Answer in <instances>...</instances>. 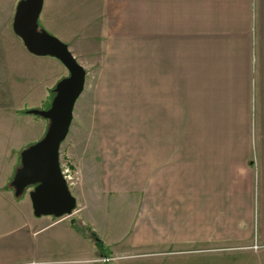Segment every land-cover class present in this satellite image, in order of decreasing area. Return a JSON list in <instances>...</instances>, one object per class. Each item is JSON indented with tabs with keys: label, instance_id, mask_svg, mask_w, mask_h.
I'll return each mask as SVG.
<instances>
[{
	"label": "crops",
	"instance_id": "crops-1",
	"mask_svg": "<svg viewBox=\"0 0 264 264\" xmlns=\"http://www.w3.org/2000/svg\"><path fill=\"white\" fill-rule=\"evenodd\" d=\"M38 22L142 147H101L60 218L0 179V264H264V0H43Z\"/></svg>",
	"mask_w": 264,
	"mask_h": 264
},
{
	"label": "rangeland",
	"instance_id": "rangeland-1",
	"mask_svg": "<svg viewBox=\"0 0 264 264\" xmlns=\"http://www.w3.org/2000/svg\"><path fill=\"white\" fill-rule=\"evenodd\" d=\"M5 15L0 13V179L4 180L8 174L7 187L13 191L10 183L20 166V152L40 139L49 123L45 118L26 111L48 108L45 101L51 97V90L68 72L60 76L58 69L42 63L36 55L28 52L12 30V19H6ZM93 72L89 71L85 78L84 89L75 103L68 133L59 150L60 167L67 176L70 190L78 180L95 181L96 170L105 161L100 155L101 147H142V119H112L111 112L103 113L102 108L96 107ZM118 133L122 138L117 139L114 134ZM119 157L106 156L107 159ZM29 190L26 189L19 198L27 195ZM120 264L145 263L139 256L132 255L122 258Z\"/></svg>",
	"mask_w": 264,
	"mask_h": 264
},
{
	"label": "water",
	"instance_id": "water-1",
	"mask_svg": "<svg viewBox=\"0 0 264 264\" xmlns=\"http://www.w3.org/2000/svg\"><path fill=\"white\" fill-rule=\"evenodd\" d=\"M42 3L43 0H19L14 10L12 30L28 52L56 58L68 75L56 82L48 108L26 111L45 118L49 123L44 135L20 152V166L10 184L15 196L30 188L28 196L34 216L60 218L72 214L76 208V199L61 171L59 150L68 133L75 103L84 89L86 71L64 42L39 27Z\"/></svg>",
	"mask_w": 264,
	"mask_h": 264
},
{
	"label": "trees",
	"instance_id": "trees-1",
	"mask_svg": "<svg viewBox=\"0 0 264 264\" xmlns=\"http://www.w3.org/2000/svg\"><path fill=\"white\" fill-rule=\"evenodd\" d=\"M39 27H40V26H39ZM51 92H52L51 97H49L48 100L45 101V102H47L48 107H49V105H50L51 98H52V96H53V94H54V91H53V90H51ZM21 195H22V194H21ZM21 195H20V196H21ZM20 196H16V197L19 198ZM89 236H90V238H91V240H92L93 242H95V243H97L98 245H100L99 243H100L101 241L99 240V238L96 236L95 233L90 232Z\"/></svg>",
	"mask_w": 264,
	"mask_h": 264
},
{
	"label": "built area",
	"instance_id": "built-area-1",
	"mask_svg": "<svg viewBox=\"0 0 264 264\" xmlns=\"http://www.w3.org/2000/svg\"><path fill=\"white\" fill-rule=\"evenodd\" d=\"M62 174H63L65 180L67 181V176H66V174H65L64 171H62ZM108 259H109V258H104V259H102V260H103V261H106V260H108Z\"/></svg>",
	"mask_w": 264,
	"mask_h": 264
}]
</instances>
